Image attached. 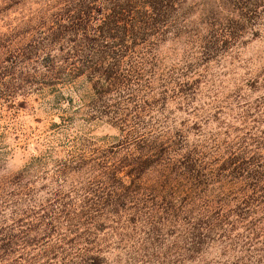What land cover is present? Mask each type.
Listing matches in <instances>:
<instances>
[{
    "label": "trees",
    "instance_id": "trees-1",
    "mask_svg": "<svg viewBox=\"0 0 264 264\" xmlns=\"http://www.w3.org/2000/svg\"><path fill=\"white\" fill-rule=\"evenodd\" d=\"M257 40L264 0H0V264H264V74L213 72Z\"/></svg>",
    "mask_w": 264,
    "mask_h": 264
},
{
    "label": "rangeland",
    "instance_id": "rangeland-1",
    "mask_svg": "<svg viewBox=\"0 0 264 264\" xmlns=\"http://www.w3.org/2000/svg\"><path fill=\"white\" fill-rule=\"evenodd\" d=\"M222 67L224 69L218 67L213 69V72L220 74L219 81L216 83L222 86L226 93L235 86H241L245 82H250V77L263 75L264 40L249 43L240 49V52L235 56L231 64L226 63ZM50 118L40 106L38 98L31 97L22 108L18 109L15 126L18 130L22 129L25 133H29L33 129H38V133H40L45 131L49 125ZM91 134L100 137L103 135H114L115 131L105 124H98L92 128ZM13 138L17 139L15 136L7 141L8 146L13 148V151L8 156L4 170L0 172L1 175L17 172L34 149L33 145H29L27 148H24V145L16 147L19 142Z\"/></svg>",
    "mask_w": 264,
    "mask_h": 264
}]
</instances>
